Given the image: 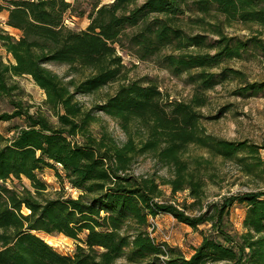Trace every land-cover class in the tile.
Here are the masks:
<instances>
[{
	"label": "trees",
	"instance_id": "16d2710c",
	"mask_svg": "<svg viewBox=\"0 0 264 264\" xmlns=\"http://www.w3.org/2000/svg\"><path fill=\"white\" fill-rule=\"evenodd\" d=\"M137 3L96 5L87 29L77 31L65 24L72 6L67 0H0V12H8L7 25L21 32L15 37L0 29V43L12 56L9 62L0 56V98L19 90L13 77L28 75L45 92V104L58 118L53 125L23 109L20 101H13V113L0 114V121L23 116L27 123L11 137L0 132V264H117L120 258L128 264H264V191L225 197L191 215L190 207L164 200L161 188L168 185L173 194L187 190L194 200L190 206L206 199L207 180L214 175H206L202 167L211 159L187 158L190 145L236 162L247 175L262 167L258 145L206 133L197 108L206 104V90L244 78L232 68L210 70L241 58L243 50L258 51L264 60L262 33L244 40L224 31L225 25L237 22L264 31V0ZM187 13L193 15L186 18ZM118 48L139 60H156L173 75L186 73L196 85L195 95L190 102L169 101L158 86L131 80ZM51 63L67 65L66 76L49 68ZM86 70L90 74L83 76ZM116 82V92L90 109L77 99ZM262 91L264 81L246 80L236 94ZM96 112L116 119L126 141L118 142L106 128L95 136L90 126L98 120ZM147 154L168 168L170 177L133 173L136 159ZM47 167L55 169L62 184L66 180L78 189L79 196L59 191L49 197V184L37 173ZM13 177L29 179L32 189L9 187ZM235 203L244 204L247 212L245 231L233 236L223 222ZM160 214L193 229L211 224L213 234L202 231V242L187 258L180 249L151 237L150 217ZM38 232L64 234L82 244L74 254H64Z\"/></svg>",
	"mask_w": 264,
	"mask_h": 264
},
{
	"label": "rangeland",
	"instance_id": "374dc122",
	"mask_svg": "<svg viewBox=\"0 0 264 264\" xmlns=\"http://www.w3.org/2000/svg\"><path fill=\"white\" fill-rule=\"evenodd\" d=\"M72 3L71 8L65 15V24L74 30H86L91 23L90 14L95 9L113 2V0H67ZM145 0H138V5ZM189 15L187 13L186 18ZM8 12H0V29L5 32L19 37L21 32L17 29L11 28L7 25ZM224 31L228 36H234L246 40L254 34H261L264 39V31L257 32L258 26L244 25L242 23H233L225 25ZM210 38L216 39L214 35H209ZM118 52L122 55L124 63L129 68V78L137 80L143 85L154 84L159 87L163 95L169 101H183L190 102L196 93V85L188 81L186 73L176 76L170 70L162 66L156 60H139L134 55L126 50L118 48ZM241 58H234L222 63L218 68H213L211 72H219L222 68H232L242 71L244 74L243 80L233 79L226 80L221 84L210 90H206V104L197 108V111L202 115L199 121L200 128L206 133L215 137L231 140L244 141L247 140L251 144L260 147L259 157L262 161V167L252 175H247L242 167L234 161L224 160L220 157H215L208 153L206 149L190 145L186 152V157L204 156L211 159V163L204 164L202 170L206 175H214L212 180H207L206 199L202 204L197 206H190L193 199L189 192L181 191L173 194L170 186L162 185L164 191V200H167L180 208L190 207L187 209L191 215H198L207 209V205L214 202H219L225 197H231L238 193L257 190L264 191V91L256 95H239L236 90L245 85L247 80L249 83L264 81V60L258 51L249 49L242 51ZM0 56L5 62L12 60L5 48L0 43ZM48 67L57 72L61 76H66L68 69L67 65L48 64ZM90 74L86 70L83 76ZM81 75H75L77 80L83 78ZM67 80L70 77L66 78ZM13 83L19 86V90L14 92L12 97L0 98V114L13 113L16 110L15 102L20 101L23 109H27L31 114L45 116L53 125H58V118L54 112L51 111L45 104V92L34 82L32 77L28 75L15 76L12 78ZM120 82L106 86L101 91L94 95H77V99L86 108L90 109L96 104L101 103L107 96L116 92ZM98 120L93 122L90 126L92 133L99 136L103 129H107L118 142H124L127 139V134L121 128L119 122L106 115L103 112H96ZM25 118L15 117L8 121H0V132L6 137H11L16 131L26 125ZM140 132H136L135 136H139ZM206 166V167H204ZM60 168V166H58ZM205 168V169H204ZM136 175H156L157 177H170L168 168L161 167L157 164L152 155L140 156L136 159L133 169ZM38 176L44 179L49 184L48 196L55 197L57 192L65 196L77 198L80 191L72 187L66 180L64 184L56 175L54 168L47 167L37 172ZM161 182V179H158ZM3 182L0 181V184ZM9 187H16L20 189L26 186L32 189L31 181L25 177L17 179L13 177L7 181ZM28 213V210H24ZM247 208L244 204L235 203L224 217L223 228L231 235L235 236L237 233H243L244 219ZM156 231V241L158 243H166L172 247H176L189 258L194 248L200 245L203 239L202 231L207 234H213L211 224L200 225L198 229L179 222L170 214H163L158 219ZM43 237L48 243L53 245L58 251L64 254H74L77 245L82 244L79 240L65 236L64 234L55 233L47 235L43 232L37 233ZM170 234L168 242H163V236ZM82 239L86 238V233L80 234ZM219 241L222 237L217 236ZM117 264H128L125 258H120Z\"/></svg>",
	"mask_w": 264,
	"mask_h": 264
},
{
	"label": "built area",
	"instance_id": "2783aa9c",
	"mask_svg": "<svg viewBox=\"0 0 264 264\" xmlns=\"http://www.w3.org/2000/svg\"><path fill=\"white\" fill-rule=\"evenodd\" d=\"M149 227H148V231L151 235L152 238L156 239V231H158L157 229V222H156V217L151 216L150 220H149ZM170 239V234H165L163 236V242H168Z\"/></svg>",
	"mask_w": 264,
	"mask_h": 264
},
{
	"label": "crops",
	"instance_id": "0c3cea01",
	"mask_svg": "<svg viewBox=\"0 0 264 264\" xmlns=\"http://www.w3.org/2000/svg\"><path fill=\"white\" fill-rule=\"evenodd\" d=\"M161 215H163V214H160V215L156 216V219H158Z\"/></svg>",
	"mask_w": 264,
	"mask_h": 264
}]
</instances>
